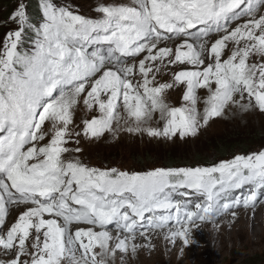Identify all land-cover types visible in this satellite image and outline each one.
I'll use <instances>...</instances> for the list:
<instances>
[{"label":"snow or ice","instance_id":"snow-or-ice-1","mask_svg":"<svg viewBox=\"0 0 264 264\" xmlns=\"http://www.w3.org/2000/svg\"><path fill=\"white\" fill-rule=\"evenodd\" d=\"M27 7L18 0L4 21L16 27L0 38V264H114L117 251L155 247L150 231L167 229L164 239L188 246L197 221L255 209L264 150L144 172L91 167L76 154L81 136L184 140L230 107L264 113V0L100 3L95 19L39 0V23ZM162 70L172 72L170 82L158 80ZM178 85L185 91L177 107L166 93ZM81 101L99 113L82 127L73 118ZM245 186L247 194L217 207L220 193ZM180 189L203 193L205 203L175 201ZM10 206L24 209L9 225Z\"/></svg>","mask_w":264,"mask_h":264},{"label":"rangeland","instance_id":"rangeland-1","mask_svg":"<svg viewBox=\"0 0 264 264\" xmlns=\"http://www.w3.org/2000/svg\"><path fill=\"white\" fill-rule=\"evenodd\" d=\"M3 1L0 2V38L6 31L16 27L15 24H5L4 21L18 3V0ZM24 2L32 17L31 0ZM56 2L72 5L78 9L79 14L95 19L99 15L94 11L98 4H127L130 0H56ZM212 39L214 40L215 36ZM173 43L171 40L167 41L168 46H173ZM227 54L226 52L225 58ZM252 59L255 61L258 58ZM171 79V71L162 70L158 74L160 82H170ZM184 91V85L168 90L166 101L172 106H181L184 103L182 100ZM197 94L201 98L197 107L202 112L203 98L206 97L207 90L200 89ZM94 115H99L98 111L89 113L81 101L74 111L73 118L75 123L82 127V120L91 119ZM156 120L158 115L153 121V126H156ZM45 127H48L47 123ZM67 146L76 147L73 143ZM79 147L83 151L76 155H79L85 164L100 169L115 167L122 171L144 172L158 167L212 166L221 161L231 160L236 155L264 150V113L256 110L242 112L236 107H230L221 117L211 120L195 137L190 136L184 140L178 137L173 140L156 139L146 134L120 131L116 138L111 132H105L99 139L89 140L81 136ZM241 191L247 194L248 189L245 186ZM258 193L255 209H233L237 212L235 219L230 212H221L212 221H197L198 226L193 228L191 233L195 241L193 244L184 246L179 240L175 244L170 243L164 239V232L167 229L150 231L148 234L155 247H140L134 256L130 252L125 254L117 251L114 264H246V259L256 255L262 256L261 264H264V192L258 190ZM221 196L220 193L218 198ZM19 212L10 214L7 224L14 222ZM109 231L114 236L117 235V231L113 229ZM135 242L140 245L146 243L139 233Z\"/></svg>","mask_w":264,"mask_h":264},{"label":"trees","instance_id":"trees-1","mask_svg":"<svg viewBox=\"0 0 264 264\" xmlns=\"http://www.w3.org/2000/svg\"><path fill=\"white\" fill-rule=\"evenodd\" d=\"M0 2H4L3 0H0ZM32 6H31V14L33 15V20L35 21L36 18L39 17V0H31ZM262 261V256L261 255H256L253 256L249 259H246L245 263L246 264H261Z\"/></svg>","mask_w":264,"mask_h":264},{"label":"bare ground","instance_id":"bare-ground-1","mask_svg":"<svg viewBox=\"0 0 264 264\" xmlns=\"http://www.w3.org/2000/svg\"><path fill=\"white\" fill-rule=\"evenodd\" d=\"M95 9V8H94ZM82 10V9H81ZM262 11H263V9H262ZM85 13V12H84ZM171 42H174V41H172L171 40ZM255 59V58H254ZM163 74V73H162ZM166 74V73H165ZM164 76V75H163ZM259 196V193H257V197ZM24 208L23 207H21V208H17V207H15V206H12L11 208H10V214H13V213H15L16 211H22ZM12 223V222H11ZM73 230H75V229H73ZM99 230V229H98Z\"/></svg>","mask_w":264,"mask_h":264}]
</instances>
